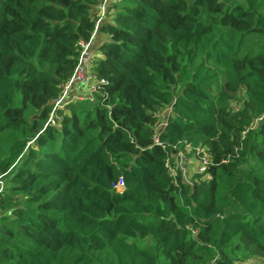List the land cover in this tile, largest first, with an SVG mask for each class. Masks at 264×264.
<instances>
[{
	"label": "trees",
	"instance_id": "obj_1",
	"mask_svg": "<svg viewBox=\"0 0 264 264\" xmlns=\"http://www.w3.org/2000/svg\"><path fill=\"white\" fill-rule=\"evenodd\" d=\"M100 1L0 0V264H264V0H110L94 102L45 126Z\"/></svg>",
	"mask_w": 264,
	"mask_h": 264
},
{
	"label": "built area",
	"instance_id": "obj_2",
	"mask_svg": "<svg viewBox=\"0 0 264 264\" xmlns=\"http://www.w3.org/2000/svg\"><path fill=\"white\" fill-rule=\"evenodd\" d=\"M110 0H101L96 5V21L94 29L91 33V36L88 40H81L80 45V54L77 60V64L73 70L72 75L63 84V90L61 95L55 100L53 109L45 122V126L56 125L59 119V111L65 110L66 105L70 101L75 100H84L94 102V93L97 89V78L92 69L93 58H94V49L93 42L97 37L100 25L106 17L108 5ZM77 84H81L87 89V96H83L78 91H75L73 95H70V91ZM260 117L258 119L261 120ZM155 141H158L157 134L155 135ZM211 162L210 155L206 152V148L203 146H197L192 148L190 145L186 146V150L179 149L176 152L172 153L171 158L166 160V167L170 175L173 177L174 182H178V176L181 174L182 178L190 183L193 175L203 173L206 171L208 164ZM4 174L0 175V198L5 189V181L3 178ZM125 187L124 180L121 177L118 182L114 185V189L117 192H122Z\"/></svg>",
	"mask_w": 264,
	"mask_h": 264
},
{
	"label": "rangeland",
	"instance_id": "obj_3",
	"mask_svg": "<svg viewBox=\"0 0 264 264\" xmlns=\"http://www.w3.org/2000/svg\"><path fill=\"white\" fill-rule=\"evenodd\" d=\"M256 41H261V43H260V42H257V43L255 44V49H254V50L259 49V48H260L259 45L262 46V44H264V39L261 38V40H260L258 37H253L251 42H256ZM76 87L78 88L80 94H82L83 96H87L88 91H87V89H85V87H84L83 85H81V84H77ZM88 106H89V105H87V106L84 105V107H88ZM168 113H169V109H168V108L165 109V110H163V111L161 112V122H160V124H159V126H158V128H157V131H158V132H159V131L162 129V127L165 125L166 120H167Z\"/></svg>",
	"mask_w": 264,
	"mask_h": 264
},
{
	"label": "crops",
	"instance_id": "obj_4",
	"mask_svg": "<svg viewBox=\"0 0 264 264\" xmlns=\"http://www.w3.org/2000/svg\"><path fill=\"white\" fill-rule=\"evenodd\" d=\"M105 38V35L102 32H99L97 37L95 38L94 42H93V46L95 45V47L101 42L103 41ZM75 91H78V88L75 86L73 87V89L70 91V95H73Z\"/></svg>",
	"mask_w": 264,
	"mask_h": 264
}]
</instances>
